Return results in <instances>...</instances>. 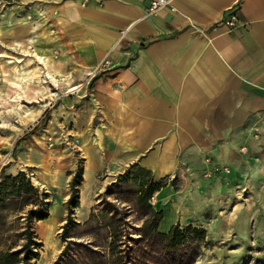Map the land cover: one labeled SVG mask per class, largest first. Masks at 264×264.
I'll use <instances>...</instances> for the list:
<instances>
[{
	"label": "crops",
	"instance_id": "0c3cea01",
	"mask_svg": "<svg viewBox=\"0 0 264 264\" xmlns=\"http://www.w3.org/2000/svg\"><path fill=\"white\" fill-rule=\"evenodd\" d=\"M83 1L49 7L50 44L76 76L70 85L81 87L73 127L93 140L80 198L90 199L105 168L120 167L118 176L136 166L159 180L210 161L232 165L244 158L241 148H256L264 136V0H169L174 11L152 15L150 0ZM236 6L240 27L227 33L217 23Z\"/></svg>",
	"mask_w": 264,
	"mask_h": 264
},
{
	"label": "rangeland",
	"instance_id": "374dc122",
	"mask_svg": "<svg viewBox=\"0 0 264 264\" xmlns=\"http://www.w3.org/2000/svg\"><path fill=\"white\" fill-rule=\"evenodd\" d=\"M52 1L0 0V182L22 173L37 190L24 203L15 201L9 206V200L5 201L0 210V251L20 249L28 229L41 247L32 248L28 255L32 259L26 264H264V136L255 149L241 148L244 158L232 165L210 161L207 167L159 180L129 167L105 181V168L96 177L92 196L86 198L85 219H78L83 153L90 154L93 141L91 134L73 127L82 103L72 98L81 95V87L72 85L78 91L69 95L70 87L42 79L32 80L30 89L24 91L9 85L15 80L12 66L35 65L16 43L31 46L26 26L52 37L54 18H48ZM54 56L51 69L57 79L68 75L74 83L76 76L62 69L55 51ZM18 94L20 99L12 103ZM214 165L229 172L210 175L208 169ZM125 173L130 174L128 179L120 180ZM148 178L161 182V190L169 193L161 208L155 194L149 202L155 213H162L161 221L167 212L174 214L165 233L159 230L161 221L154 230L142 228L148 216L138 210L136 195ZM43 193L47 194L43 200L47 213L53 205L57 207L47 239L39 237L35 219L29 228L26 221L27 212L39 206ZM176 225L180 230L188 226L204 230L205 240L166 247L161 237ZM48 243L54 247L47 248Z\"/></svg>",
	"mask_w": 264,
	"mask_h": 264
},
{
	"label": "trees",
	"instance_id": "16d2710c",
	"mask_svg": "<svg viewBox=\"0 0 264 264\" xmlns=\"http://www.w3.org/2000/svg\"><path fill=\"white\" fill-rule=\"evenodd\" d=\"M133 168L138 169L140 172L145 174H150L149 172L141 169L139 167L133 166ZM130 176L129 173H125L120 176V180L128 179ZM74 186V185H73ZM163 188L161 182L154 183L151 178H148L146 181H142L141 186L137 190L136 204L138 210L144 214H147L148 218L144 222L142 228L145 231L154 230L158 223L162 219V213H155L150 207L149 202L153 195L160 191ZM31 192L36 193L37 190L31 186L30 181L22 173H19L15 177L8 176L5 177L3 181L0 182V210H3L6 200H9V206H14L15 201L24 203L27 201V198ZM38 198L39 196L36 195ZM41 201L38 202V207L34 210H29L26 215V221L28 223V228L30 226V220L35 219L36 221L45 220L48 217L47 210L45 209L46 204L43 200L47 198V194L43 193L41 196ZM72 196L68 199V204H72ZM152 224V225H151ZM24 235V234H23ZM166 247L168 248H177L183 245V242L190 240V243H203L205 240V231L197 230L191 226L186 227L183 230H180L179 225L172 226L167 235H162L161 237ZM33 246V247H32ZM41 244L33 241L28 229L26 231V240L21 245L20 249L15 251H0V264H26L32 258H28V255L32 254V248H39ZM37 257V254H35Z\"/></svg>",
	"mask_w": 264,
	"mask_h": 264
},
{
	"label": "bare ground",
	"instance_id": "6f19581e",
	"mask_svg": "<svg viewBox=\"0 0 264 264\" xmlns=\"http://www.w3.org/2000/svg\"><path fill=\"white\" fill-rule=\"evenodd\" d=\"M55 8H52L51 16H48V18L53 19L56 17ZM26 30L29 32V36L31 38V46L27 47L24 42L22 41H16L17 45L21 48V52L25 54L28 57H31V60L35 62V65L31 68H23L22 66H12V70L15 73V80L11 81L9 85L15 89L16 91H24L30 89V86L32 84V80H43L45 82L53 83L57 86L59 85H65L67 87H70L68 92H70L69 95H72L73 93L77 92L78 87H72L69 83V76H65V78L60 77V79H57L56 72H54L51 68L55 64L54 59V51L53 47L49 45V43L52 41V37H50L48 34H45L44 31H41L38 28H35L34 26L27 25ZM33 41V42H32ZM29 44V42H28ZM29 60V61H31ZM20 99V94L16 95L12 103L17 102V100ZM83 158L85 160L86 168H88V165L90 163V156L87 153H83ZM120 167H115L111 171H108V174L106 176L105 181H108L112 179L115 174L120 172ZM88 176L85 175V178L87 179ZM168 191L167 189H163L161 191H158L155 193V196H157V199H154L157 207L161 208L165 202V200L168 197ZM87 201L84 196L81 197V203L80 207L77 208V216L78 219L84 220L87 214ZM56 209L57 207L53 205L49 209V215L45 220H40L36 222L37 225V233L40 238L47 239L48 238V232L49 227H52L56 222ZM175 220L174 214L172 212H167L164 219L160 223L159 230L165 233L168 231L170 224ZM54 246L52 244H47V248H53ZM45 256V254L43 253ZM34 261V260H33ZM38 264H46L44 261L39 262Z\"/></svg>",
	"mask_w": 264,
	"mask_h": 264
},
{
	"label": "built area",
	"instance_id": "2783aa9c",
	"mask_svg": "<svg viewBox=\"0 0 264 264\" xmlns=\"http://www.w3.org/2000/svg\"><path fill=\"white\" fill-rule=\"evenodd\" d=\"M86 2L87 0H84L83 4H85ZM161 8H169L171 11H174V9L171 7L169 0H150L146 8V13L148 15H152ZM237 13H238V6L226 11V13H224V17L222 18V20L218 22L217 24L223 25L227 33H232L233 31H235L236 29L240 27V24L237 18ZM105 67H107V62H103L100 65H98L97 68L94 70V72H99L100 69L105 68ZM208 171L210 172V175L213 173L214 174L216 173L226 174L229 172L226 168L219 167L217 165L212 166L211 168L208 169Z\"/></svg>",
	"mask_w": 264,
	"mask_h": 264
}]
</instances>
